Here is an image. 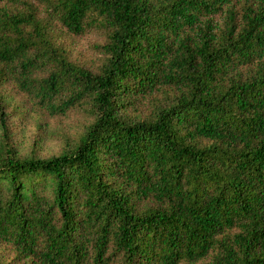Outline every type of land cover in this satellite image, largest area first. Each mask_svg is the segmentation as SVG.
<instances>
[{"label": "trees", "instance_id": "16d2710c", "mask_svg": "<svg viewBox=\"0 0 264 264\" xmlns=\"http://www.w3.org/2000/svg\"><path fill=\"white\" fill-rule=\"evenodd\" d=\"M6 81L89 122L19 158L0 91V264H264V0H0Z\"/></svg>", "mask_w": 264, "mask_h": 264}, {"label": "rangeland", "instance_id": "374dc122", "mask_svg": "<svg viewBox=\"0 0 264 264\" xmlns=\"http://www.w3.org/2000/svg\"><path fill=\"white\" fill-rule=\"evenodd\" d=\"M58 45L65 50L68 59L86 69L97 71L101 54L95 46L102 42V35L91 30L80 35L64 32L53 23ZM0 91L6 97V142L19 158H47L74 145L89 118L78 109H70L64 115H49L34 105L33 100L19 92L12 82L6 81ZM145 108V105H142ZM0 127V155L4 143Z\"/></svg>", "mask_w": 264, "mask_h": 264}]
</instances>
